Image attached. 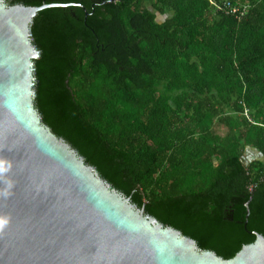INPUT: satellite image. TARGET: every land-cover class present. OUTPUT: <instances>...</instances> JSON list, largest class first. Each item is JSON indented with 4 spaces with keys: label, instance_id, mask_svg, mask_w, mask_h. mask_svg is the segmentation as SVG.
Wrapping results in <instances>:
<instances>
[{
    "label": "trees",
    "instance_id": "1",
    "mask_svg": "<svg viewBox=\"0 0 264 264\" xmlns=\"http://www.w3.org/2000/svg\"><path fill=\"white\" fill-rule=\"evenodd\" d=\"M5 4L69 5L30 25L34 107L112 190L224 260L264 236V0Z\"/></svg>",
    "mask_w": 264,
    "mask_h": 264
},
{
    "label": "water",
    "instance_id": "2",
    "mask_svg": "<svg viewBox=\"0 0 264 264\" xmlns=\"http://www.w3.org/2000/svg\"><path fill=\"white\" fill-rule=\"evenodd\" d=\"M68 6L0 0V264H264V236L251 233L255 243L231 260L202 251L112 190L44 126L30 25L38 12Z\"/></svg>",
    "mask_w": 264,
    "mask_h": 264
},
{
    "label": "built area",
    "instance_id": "3",
    "mask_svg": "<svg viewBox=\"0 0 264 264\" xmlns=\"http://www.w3.org/2000/svg\"><path fill=\"white\" fill-rule=\"evenodd\" d=\"M212 4H214V1H211ZM219 10H224L227 14H232V15H244V11L241 10L240 7L233 6L231 3L226 2L224 3L223 6H217ZM256 187V184H253L250 188L251 191Z\"/></svg>",
    "mask_w": 264,
    "mask_h": 264
},
{
    "label": "rangeland",
    "instance_id": "4",
    "mask_svg": "<svg viewBox=\"0 0 264 264\" xmlns=\"http://www.w3.org/2000/svg\"><path fill=\"white\" fill-rule=\"evenodd\" d=\"M257 158H260V155L259 154H257L256 152H254V151H248V153H247V156L245 157V158H243V161H244V163L246 164V165H248L249 163H248V160L250 161V160H252V159H257Z\"/></svg>",
    "mask_w": 264,
    "mask_h": 264
},
{
    "label": "clouds",
    "instance_id": "5",
    "mask_svg": "<svg viewBox=\"0 0 264 264\" xmlns=\"http://www.w3.org/2000/svg\"><path fill=\"white\" fill-rule=\"evenodd\" d=\"M3 223H6V220H4Z\"/></svg>",
    "mask_w": 264,
    "mask_h": 264
}]
</instances>
